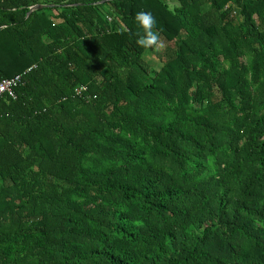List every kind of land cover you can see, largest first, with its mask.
Instances as JSON below:
<instances>
[{
	"label": "trees",
	"instance_id": "trees-1",
	"mask_svg": "<svg viewBox=\"0 0 264 264\" xmlns=\"http://www.w3.org/2000/svg\"><path fill=\"white\" fill-rule=\"evenodd\" d=\"M24 70L0 264H264V0H0V83Z\"/></svg>",
	"mask_w": 264,
	"mask_h": 264
},
{
	"label": "clouds",
	"instance_id": "clouds-1",
	"mask_svg": "<svg viewBox=\"0 0 264 264\" xmlns=\"http://www.w3.org/2000/svg\"><path fill=\"white\" fill-rule=\"evenodd\" d=\"M108 10L105 13V16L107 14ZM109 21H112L111 18H108ZM136 23L140 29H142V34L140 35V38L138 39L137 43L145 48H159L160 46V35L159 32L156 30V18L153 16V14L150 11H140L136 14L135 17ZM116 28L119 31V28L116 26ZM32 69V67H30ZM31 70H24L20 74H15L12 78L15 76H20L21 82L23 84V78H25V75H28V73Z\"/></svg>",
	"mask_w": 264,
	"mask_h": 264
},
{
	"label": "built area",
	"instance_id": "built-area-1",
	"mask_svg": "<svg viewBox=\"0 0 264 264\" xmlns=\"http://www.w3.org/2000/svg\"><path fill=\"white\" fill-rule=\"evenodd\" d=\"M20 80V76H15L11 79L2 80V82L0 83V96L6 92H11L12 88L17 83L19 84L21 82Z\"/></svg>",
	"mask_w": 264,
	"mask_h": 264
},
{
	"label": "rangeland",
	"instance_id": "rangeland-1",
	"mask_svg": "<svg viewBox=\"0 0 264 264\" xmlns=\"http://www.w3.org/2000/svg\"><path fill=\"white\" fill-rule=\"evenodd\" d=\"M102 15H105V11H104V13H102ZM156 51L158 53H161L162 48L159 46L158 49L156 48ZM145 60L148 62L149 65L151 64L153 66H156V68H161V63H160L158 57L155 58L152 51L148 50V53H146V55H145Z\"/></svg>",
	"mask_w": 264,
	"mask_h": 264
},
{
	"label": "crops",
	"instance_id": "crops-1",
	"mask_svg": "<svg viewBox=\"0 0 264 264\" xmlns=\"http://www.w3.org/2000/svg\"><path fill=\"white\" fill-rule=\"evenodd\" d=\"M40 6V5H39ZM39 6H36V7H34V8H37V7H39ZM99 9L98 10H100L101 11V13H104V11L106 12L107 10H106V7L105 6H103V4H101V5H99ZM34 8H32V9H34ZM44 8H46L45 6H42V8H40V9H36L35 11H39V10H41V9H44ZM104 10V11H103ZM32 12H34V11H32V10H30V12H29V14H31ZM28 14V15H29Z\"/></svg>",
	"mask_w": 264,
	"mask_h": 264
},
{
	"label": "water",
	"instance_id": "water-1",
	"mask_svg": "<svg viewBox=\"0 0 264 264\" xmlns=\"http://www.w3.org/2000/svg\"><path fill=\"white\" fill-rule=\"evenodd\" d=\"M40 8H42V6L32 9V11H35L36 9H40Z\"/></svg>",
	"mask_w": 264,
	"mask_h": 264
}]
</instances>
